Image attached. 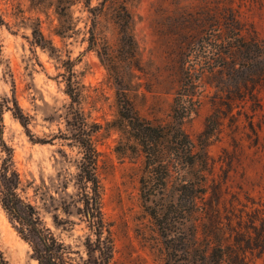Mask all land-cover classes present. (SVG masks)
<instances>
[{"label":"rangeland","instance_id":"1","mask_svg":"<svg viewBox=\"0 0 264 264\" xmlns=\"http://www.w3.org/2000/svg\"><path fill=\"white\" fill-rule=\"evenodd\" d=\"M101 2L0 0V103L12 109L15 99L27 117L24 127L12 110L3 106L2 138L20 174L22 196L37 207L45 225L57 237L78 248L87 232L85 222L74 206H70V214L60 207L61 202L70 201L67 194L76 193L74 176L81 157L76 145L61 138L68 134L65 113L69 97L64 75L67 61H72V69L84 86L81 106L99 126L95 135L97 174L103 219L114 240L113 264H163L161 238L140 197L142 155L118 127L115 85L97 51L106 49L112 56L118 53L117 14L125 5L137 45L136 61L122 64L129 96L141 117L152 123L166 122L179 82L178 52L199 33V26L191 22L194 12L200 14L208 5L215 11L229 5L264 38V0ZM60 8L65 15H60ZM67 25L71 29L59 34L58 30ZM35 29L42 33L45 47L35 42ZM91 31L93 47L88 48ZM260 99L262 106L254 118L259 125L257 143L253 144L242 129L233 141L225 129L219 138H211L207 148L219 178L222 169L228 167L226 162L231 161L229 190L241 200L246 193L264 200V89ZM210 111L207 98H203L197 112L184 120L183 128L194 141ZM55 215L72 224L62 229L54 224ZM0 250L8 264H38L1 206ZM250 264H264V253Z\"/></svg>","mask_w":264,"mask_h":264},{"label":"trees","instance_id":"2","mask_svg":"<svg viewBox=\"0 0 264 264\" xmlns=\"http://www.w3.org/2000/svg\"><path fill=\"white\" fill-rule=\"evenodd\" d=\"M64 11L60 8V15H65ZM117 19V56L106 49L97 53L106 61L115 85L118 127L142 155L140 197L161 238L163 264H250L264 253V200L248 193L245 200L232 195L228 184L231 161L226 162L228 167L222 169L219 178L207 148L211 138H219L225 129L233 141L242 129L253 144L257 143L259 125L254 118L262 106L264 38L229 5L216 11L208 5L200 14L194 12L191 22L199 26V33L178 52L179 82L169 119L152 123L135 109L122 70L123 63L137 59L132 17L125 5ZM62 27L59 34L71 29L70 25ZM33 36L38 45L45 47L40 30L35 29ZM93 40L91 31L88 48L93 47ZM1 55L0 41V62ZM67 64L68 134L61 138L76 145L81 157L74 176L76 193L67 194L70 201L61 202L60 207L70 214V206H74L87 232L79 247L73 248L45 225L37 207L22 196L20 174L2 138L3 106L12 110L24 127L27 125V117L15 99L12 109L0 103V206L20 238L31 247L38 264H113L114 240L103 219L97 174L95 135L99 126L84 112V86L72 69V61ZM203 98H207L211 111L194 141L183 122L197 112ZM53 222L62 229L72 224L56 215ZM0 264H8L1 250Z\"/></svg>","mask_w":264,"mask_h":264}]
</instances>
